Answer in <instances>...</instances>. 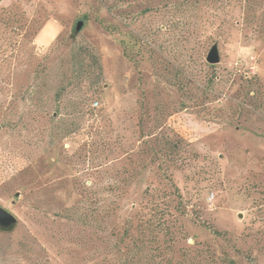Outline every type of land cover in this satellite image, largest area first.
Returning a JSON list of instances; mask_svg holds the SVG:
<instances>
[{
	"label": "rangeland",
	"instance_id": "obj_1",
	"mask_svg": "<svg viewBox=\"0 0 264 264\" xmlns=\"http://www.w3.org/2000/svg\"><path fill=\"white\" fill-rule=\"evenodd\" d=\"M0 206V264H264V0H0Z\"/></svg>",
	"mask_w": 264,
	"mask_h": 264
},
{
	"label": "water",
	"instance_id": "obj_2",
	"mask_svg": "<svg viewBox=\"0 0 264 264\" xmlns=\"http://www.w3.org/2000/svg\"><path fill=\"white\" fill-rule=\"evenodd\" d=\"M85 22L82 20L79 21L74 29L73 35L78 36L83 29ZM206 62L210 65L219 64L220 63V54L219 47L215 44L213 45L211 51L209 52ZM17 222V218L14 214L9 213L3 207L0 206V225L3 227H11L13 224Z\"/></svg>",
	"mask_w": 264,
	"mask_h": 264
},
{
	"label": "built area",
	"instance_id": "obj_3",
	"mask_svg": "<svg viewBox=\"0 0 264 264\" xmlns=\"http://www.w3.org/2000/svg\"><path fill=\"white\" fill-rule=\"evenodd\" d=\"M94 106H95V107H98V103H96Z\"/></svg>",
	"mask_w": 264,
	"mask_h": 264
}]
</instances>
